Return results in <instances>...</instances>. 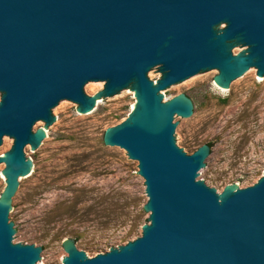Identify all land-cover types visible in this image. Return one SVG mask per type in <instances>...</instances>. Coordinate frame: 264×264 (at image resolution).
Returning a JSON list of instances; mask_svg holds the SVG:
<instances>
[{
	"label": "water",
	"instance_id": "obj_1",
	"mask_svg": "<svg viewBox=\"0 0 264 264\" xmlns=\"http://www.w3.org/2000/svg\"><path fill=\"white\" fill-rule=\"evenodd\" d=\"M212 69L223 89L248 69L264 76V0H0V264L41 258L38 244L12 242L9 212L33 167L24 151L42 144L52 109L68 100L86 114L126 88L133 108L102 141L137 162L147 222L92 257L66 238L62 264H264V169L249 186L219 192L197 179L211 143L190 154L178 147L173 119L189 117L193 104L160 92ZM98 81L103 88L88 96L84 85Z\"/></svg>",
	"mask_w": 264,
	"mask_h": 264
},
{
	"label": "rangeland",
	"instance_id": "obj_2",
	"mask_svg": "<svg viewBox=\"0 0 264 264\" xmlns=\"http://www.w3.org/2000/svg\"><path fill=\"white\" fill-rule=\"evenodd\" d=\"M215 74V69L199 72L160 92L164 100L179 93L191 99L192 114L173 119L175 143L187 154L211 143L197 179L219 192L232 182L249 186L263 172L264 76L248 69L223 89L213 84ZM147 76L156 80L160 73L152 68ZM100 82L86 83L84 92L95 94L103 88ZM134 101L126 88L98 99L94 110L83 114L74 103L61 100L52 109L56 119L42 144L35 150L26 147L33 167L19 180L9 220L16 230L13 243L29 241L42 248L35 264H62L66 238L92 257L140 235L148 213L143 210L147 196L137 162L124 149L102 141L104 130L121 122ZM42 125L37 121L33 130ZM4 186L1 172L0 193Z\"/></svg>",
	"mask_w": 264,
	"mask_h": 264
},
{
	"label": "bare ground",
	"instance_id": "obj_3",
	"mask_svg": "<svg viewBox=\"0 0 264 264\" xmlns=\"http://www.w3.org/2000/svg\"><path fill=\"white\" fill-rule=\"evenodd\" d=\"M98 85H100V88L103 86V84L100 82V83H98ZM168 100V99H167ZM134 105V104H133ZM133 105H132V108H133ZM131 108V109H132Z\"/></svg>",
	"mask_w": 264,
	"mask_h": 264
}]
</instances>
